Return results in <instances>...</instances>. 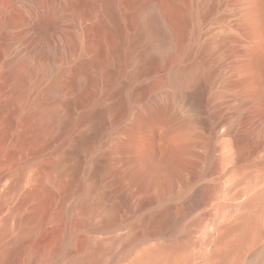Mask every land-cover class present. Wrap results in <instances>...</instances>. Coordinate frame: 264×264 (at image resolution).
Segmentation results:
<instances>
[{
    "label": "rangeland",
    "instance_id": "obj_1",
    "mask_svg": "<svg viewBox=\"0 0 264 264\" xmlns=\"http://www.w3.org/2000/svg\"><path fill=\"white\" fill-rule=\"evenodd\" d=\"M107 1L110 0H0V228L4 229L0 233L3 234L0 246L15 234H36L33 245L44 248L46 254L57 252L70 226L76 233L75 244L79 235L86 231L85 227L72 225L74 219H86L83 205L76 209L77 213H69L66 220L61 208L65 205L68 210L74 209L78 203L76 200L86 197L93 161L99 159L98 176L100 174L107 190L116 191L122 186L117 182L118 163L110 155L114 140L106 137L115 116L105 109L119 104L122 99L124 101L135 90L144 97L156 86L169 89L166 83L178 70L200 62L204 64L213 81L207 94L210 105L230 113L221 133L237 117V134L264 138L259 116L251 109L238 110V103L250 85L239 82L243 73L237 68L240 59L237 52L253 41L241 0H111L117 1V13L125 17L119 23L121 35L107 16ZM53 6L55 10H51ZM154 8L161 15V24L157 25L171 34L168 43L153 44L156 38L149 40L134 27V21ZM32 11H37L38 15H33ZM39 15L49 16L47 30L32 28L31 23ZM220 37H225L221 45L215 42ZM211 41H214L211 51L204 54L201 46ZM22 61L29 70L23 83L18 80ZM260 68L264 78V64ZM58 77L63 78L65 90L56 99L77 118L63 144L62 130L45 138L40 135L39 121L35 116L27 122L23 120L24 113L35 111L34 104L42 100L44 92ZM79 77L84 78L83 86L78 83ZM103 109L106 118L100 114ZM119 123L121 120L115 122L114 130L120 129ZM192 131L201 132L195 140L197 147L193 158L196 161L186 168V182L189 183L180 182L175 186L177 197L172 201L175 207L168 224L170 228L175 226L174 222L189 221L202 210L210 209L209 201L195 206L192 193L184 197L179 195L188 186L194 190L199 184H207L216 177L199 175L206 154L201 142L209 134L200 128ZM79 140L84 141L80 143ZM224 152L223 149L216 154ZM60 155H63V161L54 174L58 176L62 171L67 172L66 190L44 187L30 195L36 180L40 181L39 178L43 179L53 171L51 160ZM263 155L264 140L259 152L247 163L234 166L228 162L231 171L216 178L220 182L219 201L228 204L223 220L238 221V215L243 211L238 208L240 204L264 187V180L260 178L264 177V167L257 165ZM243 172L251 175L239 181ZM15 183L18 184L17 190L6 194ZM78 185L79 195L74 196ZM137 198H117V216L130 214ZM100 234L109 235L112 231L103 229ZM259 246L264 247V228L251 250Z\"/></svg>",
    "mask_w": 264,
    "mask_h": 264
},
{
    "label": "bare ground",
    "instance_id": "obj_2",
    "mask_svg": "<svg viewBox=\"0 0 264 264\" xmlns=\"http://www.w3.org/2000/svg\"><path fill=\"white\" fill-rule=\"evenodd\" d=\"M116 2L107 1L106 13L120 32L122 27L119 23L125 17L117 13ZM242 2L246 10L245 22L252 30L253 41L237 52L240 57L237 68L243 73L239 82L250 85L247 94L238 103V110H253L262 122L260 131L264 133V78L260 73V67L264 64V0ZM51 8L55 10L54 6ZM32 14L38 15L37 11H32ZM48 17L39 15L31 23L32 28L35 31L47 30ZM160 20V12L154 8L134 21V27L149 40L156 38L153 44H164L171 34L163 30V27L160 29L161 26L157 25L161 24ZM224 38L220 37L215 42L221 45ZM213 43L211 41L201 46L204 54L211 51ZM20 64L18 80L23 83L29 70L25 62ZM173 77L166 83L169 89L156 86L144 97L135 90L126 98L122 97L124 101L122 99L120 103L118 101L119 104L115 103L105 109L115 116L106 137L114 140L110 155L118 163L117 182L122 186L116 191L107 190L100 174L98 176L99 159L93 161L95 163L88 174L91 182L87 185L86 197L78 198L74 209L68 210L65 205L61 208L66 220L69 213H77L76 209L83 205L86 219L82 221L73 218L72 224L73 227L86 228L77 242L73 244L75 231L72 226L67 227L59 251L46 254L44 248L33 245L36 234H15L0 246V264H191L194 259L193 264H264V247L251 250V245L258 240L264 228V187L250 194L240 204L238 208L243 211L239 213L238 221H228L222 219L228 204L219 201L220 182L216 180L231 171L228 162L234 166L247 163L259 152L264 138L260 140L246 134H237V117L223 129V133L220 132L230 119V113L210 105L207 94L213 81L203 63L178 70ZM58 78L44 92L42 100L34 104L35 111L27 110L24 113L23 120L27 122L35 116L39 121L40 135L45 138H51L53 132L62 130L63 144L77 118L67 112L56 99L65 90L63 78ZM78 83L83 86L84 78L79 77ZM46 98L53 100L48 102ZM180 111L185 114L182 115ZM104 113V109L100 111V114ZM120 120V129L114 130L115 122ZM194 128L209 134L201 142L206 148V154L199 175L216 177L207 184H199L194 190L188 186L179 195L192 193L195 206H202L209 201L210 209L202 210L189 221L174 222L175 226L170 228L168 224L175 207L172 201L177 197L175 186L186 182V168L196 161L193 158L197 147L195 140L201 132L192 131ZM84 140L79 142L83 143ZM223 149L224 153L216 154ZM51 161L53 171L43 179L39 178L40 181L36 180L37 184L30 190V195L44 187L66 190L67 172L62 171L58 176L54 174L61 167L63 155ZM257 165L264 167V155ZM250 175V172H243L239 181ZM31 178L35 179V176ZM260 178L264 180V177ZM17 187V183L12 184L6 194L16 191ZM79 189L78 185L74 196L79 195ZM134 197L138 198L130 214L118 217L117 198L127 200ZM103 229L112 231V234H100ZM3 231L1 227L0 233ZM233 234L236 236L233 237ZM222 243L225 245L222 246Z\"/></svg>",
    "mask_w": 264,
    "mask_h": 264
}]
</instances>
